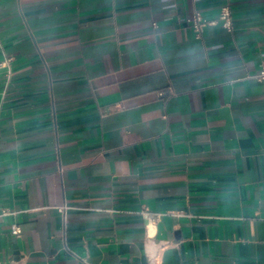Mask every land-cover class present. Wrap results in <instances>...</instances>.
I'll return each mask as SVG.
<instances>
[{"label":"crops","instance_id":"1","mask_svg":"<svg viewBox=\"0 0 264 264\" xmlns=\"http://www.w3.org/2000/svg\"><path fill=\"white\" fill-rule=\"evenodd\" d=\"M263 63L264 0H0V264H264Z\"/></svg>","mask_w":264,"mask_h":264},{"label":"built area","instance_id":"2","mask_svg":"<svg viewBox=\"0 0 264 264\" xmlns=\"http://www.w3.org/2000/svg\"><path fill=\"white\" fill-rule=\"evenodd\" d=\"M188 22L191 24L194 31L196 32V37L198 39H200L203 36L206 28L210 26L220 25L223 29L227 31H231L232 24H233L232 10L229 5L222 7L220 14L218 16V19L216 20H209L205 18L204 16H202L201 14L196 13L193 17L188 19ZM257 80L260 82L264 81V63L262 64V68H261L260 74L257 77ZM163 95H164L163 93L160 94V96H163ZM67 210L68 208L66 207L61 209V211L65 213L64 215H66ZM21 232L22 231L18 225L13 226L12 228L13 236L19 237L21 235Z\"/></svg>","mask_w":264,"mask_h":264}]
</instances>
